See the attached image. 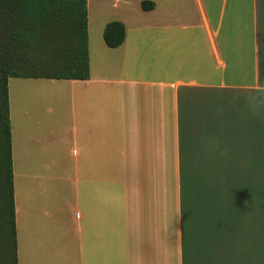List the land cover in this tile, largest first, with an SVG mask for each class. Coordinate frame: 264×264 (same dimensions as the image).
<instances>
[{"label": "crops", "instance_id": "0c3cea01", "mask_svg": "<svg viewBox=\"0 0 264 264\" xmlns=\"http://www.w3.org/2000/svg\"><path fill=\"white\" fill-rule=\"evenodd\" d=\"M141 1L88 79L9 80L17 264H264V0Z\"/></svg>", "mask_w": 264, "mask_h": 264}, {"label": "trees", "instance_id": "16d2710c", "mask_svg": "<svg viewBox=\"0 0 264 264\" xmlns=\"http://www.w3.org/2000/svg\"><path fill=\"white\" fill-rule=\"evenodd\" d=\"M87 2L0 0V264H17L9 80L88 79ZM103 38L110 48L121 46L124 24L108 23Z\"/></svg>", "mask_w": 264, "mask_h": 264}, {"label": "rangeland", "instance_id": "374dc122", "mask_svg": "<svg viewBox=\"0 0 264 264\" xmlns=\"http://www.w3.org/2000/svg\"><path fill=\"white\" fill-rule=\"evenodd\" d=\"M142 3L143 2L142 1L139 2V0H131V5L127 7L126 5H124L123 1H121V3L118 4L115 3V0H88L89 36L91 42L95 44L98 39L104 40L103 32L108 23L122 20L121 16H132L135 11H138L140 9L145 11L142 8ZM39 82L40 80H26V79H13L11 81V100H12L11 108L12 110L14 109L13 110L14 112H17L21 115V112H24L25 110L27 111L32 110L33 106L36 104V100L38 101L39 99L41 101L48 99L50 103V99H51L49 95L50 93L46 92L45 95L44 86H41ZM57 102H61V101H56V103ZM56 103L54 102V104ZM57 108H58L57 116H59L61 115L60 109L62 108V106L58 104ZM48 115H50L49 116L50 123L58 124L59 129H61L62 123H59L60 119L58 120L57 118L55 122H53L54 119H51L53 117L52 116L53 114L50 113ZM32 119L25 115L19 116L17 118V122H16L17 136H19L20 133H22V138H24V134H25L27 137L26 140L29 141L28 140L29 136H32V134L34 133L33 130L37 128L34 122V120L36 119L34 118ZM45 126L48 128V125ZM60 159H61L60 157L58 159L56 157L55 161L59 162ZM48 164L49 165L47 166H45L46 164H43L42 166V168L47 167V170L45 169L46 172L52 174L58 171L59 164L57 163L56 164L48 163Z\"/></svg>", "mask_w": 264, "mask_h": 264}, {"label": "clouds", "instance_id": "9594fccd", "mask_svg": "<svg viewBox=\"0 0 264 264\" xmlns=\"http://www.w3.org/2000/svg\"><path fill=\"white\" fill-rule=\"evenodd\" d=\"M257 92L260 93H264V88H258ZM264 102V100H262V98H258L256 96L252 97L250 100V107L255 110L258 109L259 105Z\"/></svg>", "mask_w": 264, "mask_h": 264}]
</instances>
